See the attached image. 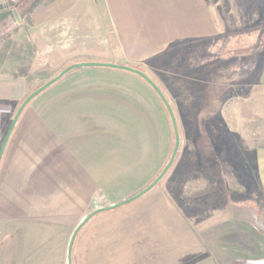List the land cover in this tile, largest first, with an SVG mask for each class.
<instances>
[{
  "label": "crops",
  "instance_id": "crops-1",
  "mask_svg": "<svg viewBox=\"0 0 264 264\" xmlns=\"http://www.w3.org/2000/svg\"><path fill=\"white\" fill-rule=\"evenodd\" d=\"M223 1L226 8L220 0L39 1L29 25L23 22L29 45L0 49V106L10 108L0 118V145L6 120L26 93L80 62L142 70L174 114L179 90L190 96L198 78L220 103L246 88L264 114V0ZM232 12L253 18L246 25L259 26L260 44L224 45ZM177 46L196 47V72L171 67ZM158 70L168 73L163 86L150 74ZM171 126L163 102L140 76L110 67L69 71L26 104L8 138L0 159V221L76 227L95 194L127 176L125 147H140L139 137L141 147H158L159 137L161 147H171ZM257 147L264 194V141Z\"/></svg>",
  "mask_w": 264,
  "mask_h": 264
},
{
  "label": "rangeland",
  "instance_id": "rangeland-1",
  "mask_svg": "<svg viewBox=\"0 0 264 264\" xmlns=\"http://www.w3.org/2000/svg\"><path fill=\"white\" fill-rule=\"evenodd\" d=\"M39 1L0 0L3 9L15 8L20 18L0 23V49L29 45L23 22L29 25L30 12ZM220 4L228 5L223 0ZM232 16L224 45L244 50L260 44L259 26L246 25L253 18L238 17L237 12ZM195 48L175 47L169 56L171 67L196 72ZM150 74L162 86L168 80L166 70ZM222 79L229 85L227 73ZM193 85L190 96L180 89L175 97L180 141L171 167L139 198L94 215L77 234L72 264H254L256 254L264 256V194L254 159L255 149L264 141L262 104L257 99L252 103V97L248 101L246 88L220 103L205 82L198 78ZM139 138L140 147H125V179L97 192L79 220L137 193L166 165L173 131L171 147H161L160 137L158 147H141L144 137ZM74 228L71 222L0 221V264H67Z\"/></svg>",
  "mask_w": 264,
  "mask_h": 264
},
{
  "label": "water",
  "instance_id": "water-1",
  "mask_svg": "<svg viewBox=\"0 0 264 264\" xmlns=\"http://www.w3.org/2000/svg\"><path fill=\"white\" fill-rule=\"evenodd\" d=\"M12 19V20H16V21H20L19 15L16 11L15 8H10V9H3L2 6H0V23L3 22L6 19ZM82 67H110V68H117V69H122V70H126L129 72H132L138 76H140L142 79H144L151 87L152 89L157 93V95L159 96V98L161 99V101L163 102L164 106L166 107L169 117H170V121L172 124V128H173V133H174V145H173V149L171 151L170 157L166 163V165L162 168V170L158 173V175L148 184L146 185L143 189H141L140 191H138L137 193L133 194L132 196H129L119 202H116L112 205L106 206V207H99L93 211H91L88 215H86L79 223L78 225L74 228L69 242H68V246H67V253H66V261L67 264H72V248H73V244L75 241V238L78 234V232L80 231V229L96 214L106 211V210H112L115 209L117 207H120L124 204H127L131 201H134L135 199L139 198L140 196H142L143 194H145L147 191H149L152 187H154L162 178L163 176L166 174V172L168 171V169L171 167V165L173 164V161L175 159V156L177 154L178 151V147H179V133H178V126H177V121H176V117L175 114L173 112V109L171 107V105L169 104L168 100L166 99L165 95L163 94V92L161 91V89L158 87V85L142 70L129 66V65H121V64H114V63H104V62H80V63H73L70 64L68 66H66L65 68H63L58 74H56L54 77H52L51 79L47 80L45 83H43L41 86H39L37 89H35L34 91H32L31 93H29L24 100L21 102V104L19 105V107L17 108L14 116L11 119V122L5 132V135L3 137V140L1 142L0 145V159L2 157L3 151H4V147L8 141V138L22 112V110L24 109V107L26 106V104L33 99L36 95H38L40 92H42L44 89H46L48 86L52 85L53 83H55L57 80H59L62 76H64L66 73H68L69 71L76 69V68H82Z\"/></svg>",
  "mask_w": 264,
  "mask_h": 264
},
{
  "label": "trees",
  "instance_id": "trees-1",
  "mask_svg": "<svg viewBox=\"0 0 264 264\" xmlns=\"http://www.w3.org/2000/svg\"><path fill=\"white\" fill-rule=\"evenodd\" d=\"M261 238V237H260ZM264 258V256L262 255V253H259V254H256L255 255V258L254 259H252L253 261L252 262H254V264H262V262H263V259Z\"/></svg>",
  "mask_w": 264,
  "mask_h": 264
},
{
  "label": "built area",
  "instance_id": "built-area-1",
  "mask_svg": "<svg viewBox=\"0 0 264 264\" xmlns=\"http://www.w3.org/2000/svg\"><path fill=\"white\" fill-rule=\"evenodd\" d=\"M9 109H1L0 108V115H2L3 113L7 112Z\"/></svg>",
  "mask_w": 264,
  "mask_h": 264
}]
</instances>
